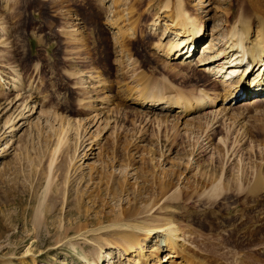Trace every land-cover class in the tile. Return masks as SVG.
I'll return each mask as SVG.
<instances>
[{
	"label": "rangeland",
	"instance_id": "1",
	"mask_svg": "<svg viewBox=\"0 0 264 264\" xmlns=\"http://www.w3.org/2000/svg\"><path fill=\"white\" fill-rule=\"evenodd\" d=\"M161 1L0 0V85L19 79L28 95L34 91L31 105L37 102L30 120L12 135L6 129L0 140V264L1 257L12 264H33L32 258L90 264L98 247L103 264H179L165 248L154 254L158 235L147 242L140 237L146 257L140 258L125 253L123 234L109 227L126 220L151 227L160 217L195 232L206 250L195 264L264 259V186L252 191L256 179L264 180L262 117L243 106L232 112L242 122L217 114L178 122L175 109L165 119L130 104L154 81L188 94L203 85V76L178 72L152 48L169 39L160 40L164 16L157 30L150 25ZM186 1L206 22L195 64L212 33L249 0ZM91 73L103 79L105 91L88 88ZM5 92L0 89V104ZM91 97L94 108L86 110ZM97 97L107 111H98ZM166 190L176 191L168 212L157 205ZM147 210V217L138 215Z\"/></svg>",
	"mask_w": 264,
	"mask_h": 264
},
{
	"label": "bare ground",
	"instance_id": "2",
	"mask_svg": "<svg viewBox=\"0 0 264 264\" xmlns=\"http://www.w3.org/2000/svg\"><path fill=\"white\" fill-rule=\"evenodd\" d=\"M193 9L186 0H162L159 10L155 14L150 25L152 31L157 30L159 20L164 16L163 19L166 20L167 25L163 30L160 40H166L168 37L169 39L166 42L159 41L154 44L152 48L155 49L158 54L162 55V57L168 61L167 63H169V65L170 62H174L173 65L178 69V72L184 74L183 71H193L203 76V85H197L196 88L193 87L194 89L188 90V92L192 91L188 94L184 90L175 88V90H173L170 86L162 85L163 83L159 84V81H154L147 85L143 83L145 86L137 92V95L135 94L133 97H131L132 95L130 96V104L147 113V116L150 114L151 116L153 115L165 119H169L173 114L172 110L175 109V113L178 115L175 116V118L178 122L186 119V117H189L191 114L203 115V117L217 114L218 119L219 115H221L220 117L226 118L233 123L240 120V122H242L243 115H234L232 112H235L236 109L239 107L242 108L243 106H245L246 109H255L254 111L264 120V0H249L248 6L242 7L238 14L231 13L230 17L225 21L223 28L217 29L216 31H214L216 28L214 30L212 29L215 33H212L211 41L205 44L206 46L195 64L192 58L200 47L192 45V43L194 40L197 42L199 41V46H202V40H206L207 37L204 15L202 16L199 9H194V11ZM116 22L115 19V23ZM131 22L134 21L131 20ZM118 31L120 34L124 33L122 27H118ZM170 34L173 35V37H170ZM192 52L193 54H191ZM187 53H189V55H187ZM246 61H251V65L248 67L249 70L245 67ZM233 72H236L237 76L231 79L228 75ZM96 75L95 73L86 75L88 79L86 82L90 84L88 88L96 92H103L105 91L103 79ZM80 76L81 75H79V77ZM185 76L186 75H183V77ZM187 77L188 76H186V78ZM18 80L19 79L13 80L12 83L10 81L9 86L6 88V85H0V89L3 88L6 91L5 93L7 95L5 94V96L7 99L5 101L8 102L0 104V122L2 119L6 118L4 132L2 133L0 130V140H3L4 135L7 133L6 129L11 128L9 133L12 135L25 125L23 123L22 126H17L22 120L29 121L33 114L36 113L37 102L33 103L34 106L31 105L34 91L28 95L27 90L22 87L21 83L19 84L17 82ZM29 86L31 87V85ZM104 97H107V95ZM96 99V102H100L97 106L99 107L97 108L98 111L108 108V106L107 108L104 106L105 101L103 98L100 99V97H97ZM87 104L86 110L90 109L91 106L95 104H93L92 97ZM92 107L94 108V106ZM238 117L240 119H238ZM91 119H93V117ZM60 143L61 142H59V144ZM78 148L79 147H76L74 150ZM77 153L78 151L75 155ZM263 181L264 180L260 178L256 179L255 184L253 183V193L263 189ZM217 184L212 188L215 189ZM167 191L168 190H166V192L163 191L157 205L161 207V211L168 212L171 209L167 203L171 201L172 195H174L176 191L173 190L174 192L171 194ZM201 196L202 194H200V197ZM158 206H156V209L159 208ZM154 209L155 207L150 210L152 211ZM150 210L138 213V215H140V217L141 215L147 217L150 214ZM134 213L133 208L130 212H127V214L123 212V214L126 215H132ZM156 221L157 223L151 227L142 226L140 222L139 224H134L127 220L109 227L123 234V240L125 242L124 249H126L125 253H129L130 255L137 254L140 258H144V244L139 243V240L143 238L146 239L144 242H147V240L151 241L150 239L153 240V236L158 235L161 239L158 240V247L154 251V254L157 256H160V253L163 252V248L166 249L165 252L169 253V258H179L183 260L182 262L184 264H195L197 263L195 260L202 259L205 256L203 251L205 252L206 250L198 245V240L196 242L194 237L195 232L190 231V229L188 230V227L186 228L183 224L182 226L172 223V220L169 218L160 217V219ZM109 227L105 226L92 231L86 230L80 232V234L74 238H85L88 235L100 234L101 231ZM70 241L71 240L67 242L69 243ZM96 250V261H92L90 264H103V248L98 247ZM1 259L3 264H12L10 262L11 259L7 257H1ZM32 262L36 264L34 258H32ZM182 262L179 264H182ZM217 264L228 263L219 262ZM235 264H264V259L254 258V256H244L240 259L238 258Z\"/></svg>",
	"mask_w": 264,
	"mask_h": 264
}]
</instances>
